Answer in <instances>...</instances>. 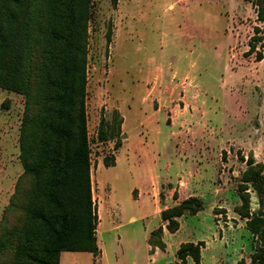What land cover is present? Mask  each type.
<instances>
[{"label": "rangeland", "instance_id": "374dc122", "mask_svg": "<svg viewBox=\"0 0 264 264\" xmlns=\"http://www.w3.org/2000/svg\"><path fill=\"white\" fill-rule=\"evenodd\" d=\"M256 2L92 0L86 106L101 251H64L60 264H197L191 256L181 259L178 250L200 239V264L252 263L262 242L240 212L247 211L248 199L252 216L264 213V58L246 53L255 27L264 37ZM36 10L37 3L34 23ZM258 51L264 54V41ZM38 55L33 45V83ZM172 78L187 84L165 90ZM28 93L0 88V264L16 262L19 219L32 187L23 178V130L29 133L26 120L33 112ZM118 106L132 112L129 144L117 164L107 166L105 158H113L122 141ZM181 112L183 123L176 119ZM167 174L173 183L161 184L164 205L191 198L201 208L186 211L179 229L165 233L167 221L155 214L159 207L149 211L134 189L146 192L154 176ZM172 195L182 197L174 204ZM149 241L155 245L152 257Z\"/></svg>", "mask_w": 264, "mask_h": 264}, {"label": "trees", "instance_id": "16d2710c", "mask_svg": "<svg viewBox=\"0 0 264 264\" xmlns=\"http://www.w3.org/2000/svg\"><path fill=\"white\" fill-rule=\"evenodd\" d=\"M256 6L258 19L264 22V0H257ZM92 14V0H0V88L29 92L33 108L22 143L23 178L32 187L19 219L15 264H60L64 251L96 254L100 250L86 106ZM263 41L260 27H255L247 55L257 53V60H263V52L258 51ZM33 45L39 48L34 83L28 68ZM113 163L114 157L105 158L107 166ZM260 201L264 206L262 197ZM244 202L248 209L240 213L249 218L250 231L262 242L251 264H264V213L252 216L249 200ZM200 208L199 199L188 198L164 209L162 219L170 232H176L178 218ZM204 245V241L183 243L178 256L183 260L191 256L200 264Z\"/></svg>", "mask_w": 264, "mask_h": 264}, {"label": "crops", "instance_id": "0c3cea01", "mask_svg": "<svg viewBox=\"0 0 264 264\" xmlns=\"http://www.w3.org/2000/svg\"><path fill=\"white\" fill-rule=\"evenodd\" d=\"M170 80V79H169ZM167 81V83L166 84H164L165 85V90H171V89H173L174 90V88H173V84H176L177 86H181L180 87V89L181 88H183L184 87V85L185 84H187V82L184 80V81H180V82H178V81H176L175 82V79L174 78H172L170 81ZM158 82V81H157ZM156 82V83H157ZM162 84H163V82H158V86H159V88L161 89V86H162ZM175 85V86H176ZM183 86V87H182ZM188 86V85H187ZM188 88V87H187ZM151 90V89H150ZM154 99H156V98H154ZM156 103L157 102H159V99H157V100H154ZM168 103V102H171L170 100L169 101H164V103ZM156 107V106H155ZM130 109H131V106L129 107ZM117 109L119 110V112H120V114H121V116H122V121H121V124H120V127H119V130H120V137H121V139H122V141L120 142V144H119V146L117 147V148H115L114 149V163L112 164V165H110V166H115L116 164H117V162H118V160H119V153H121V152H123L122 150L129 144L128 143V140H129V138H130V135H129V133H126V129H127V122H128V120H129V118H131L132 117V112L130 113V114H127V113H125V111L120 107V106H118L117 107ZM131 111H132V109H131ZM161 111V108L160 107H158L157 106V109H156V113L157 112H160ZM183 117H185V113L184 112H181V114L179 115L178 113H177V121H179V120H181ZM151 120H150V118H147V119H145V122H147V123H149ZM183 121L184 120H181V123H183ZM124 134H126L127 136L126 137H124ZM127 150H128V152L130 153V154H134L135 152H134V150H132V148H130L129 146L127 147ZM177 162V161H176ZM105 164V163H104ZM166 167H167V169H168V172L170 171V163H167V165H166ZM172 169H173V167H172ZM93 179V186H94V176L92 177ZM152 184H151V188H147V186H146V188H147V190H146V192L144 191V190H142V189H138V187H136L135 189H134V194H135V199H136V201L137 200H142V204L145 206V208H148L149 209V211H151L152 212V210H151V206L153 205V208H154V210H153V212L155 213V211H156V208L157 207H159V212L158 213H155V214H157L156 216H157V218L158 217H161V214H162V211L164 210V209H166V208H169L170 206H165L164 204V202H163V200H162V194H161V187H162V185L161 184H164V183H169L170 185H171V183H173V179H172V177H171V175H169V174H167V176H165V177H162L161 175L159 176H154V178H153V180H152ZM143 187H145V185H143ZM175 190L178 188V179H177V181H176V185L173 187ZM149 189H151V190H149ZM95 191V190H94ZM195 193H193L192 195L193 196H195L194 195ZM174 195H175V193H174ZM197 196V195H196ZM164 197V196H163ZM180 197H182V195H180V196H178V197H174L173 195H172V200L174 201L175 200V202H174V204L176 203V201L180 198ZM148 205H149V207H148ZM171 206L173 205L172 203L170 204ZM99 218H100V216H99ZM132 220H137V217L136 216H132L131 218H130V221H132ZM119 225H117V227H118ZM164 226V228H163V230L165 231V233H167L166 231H167V228H166V226H165V224L163 225ZM155 230V229H154ZM153 230V231H154ZM153 231H151V234L153 233ZM97 232H98V228H97ZM151 234H150V237H151ZM150 237H149V239H150ZM118 238H120V236H118ZM193 241V240H192ZM200 241H203L202 239H200ZM150 242V241H149ZM193 242H195V241H193ZM154 246L155 245H153L151 242H150V256L152 257L153 256V254H152V252H153V250H154ZM156 248H157V246H156ZM100 251H101V248H100ZM160 252H161V250H160V248H157V255H159L160 254ZM151 261V264L153 263V260H150ZM202 262V261H201Z\"/></svg>", "mask_w": 264, "mask_h": 264}, {"label": "water", "instance_id": "95a60500", "mask_svg": "<svg viewBox=\"0 0 264 264\" xmlns=\"http://www.w3.org/2000/svg\"><path fill=\"white\" fill-rule=\"evenodd\" d=\"M127 135L126 134H124V137H126Z\"/></svg>", "mask_w": 264, "mask_h": 264}]
</instances>
